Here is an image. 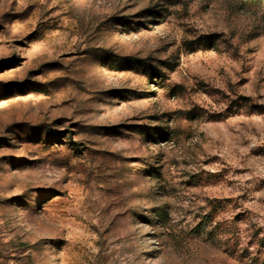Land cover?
I'll return each mask as SVG.
<instances>
[{"label": "rangeland", "instance_id": "1", "mask_svg": "<svg viewBox=\"0 0 264 264\" xmlns=\"http://www.w3.org/2000/svg\"><path fill=\"white\" fill-rule=\"evenodd\" d=\"M0 264H264V3L0 0Z\"/></svg>", "mask_w": 264, "mask_h": 264}, {"label": "trees", "instance_id": "2", "mask_svg": "<svg viewBox=\"0 0 264 264\" xmlns=\"http://www.w3.org/2000/svg\"><path fill=\"white\" fill-rule=\"evenodd\" d=\"M258 1L264 3V0H258Z\"/></svg>", "mask_w": 264, "mask_h": 264}]
</instances>
